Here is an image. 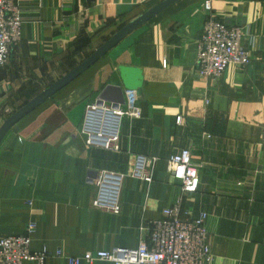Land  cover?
I'll list each match as a JSON object with an SVG mask.
<instances>
[{
  "label": "crops",
  "instance_id": "crops-1",
  "mask_svg": "<svg viewBox=\"0 0 264 264\" xmlns=\"http://www.w3.org/2000/svg\"><path fill=\"white\" fill-rule=\"evenodd\" d=\"M12 1L23 24L0 70V129L165 0ZM206 1L181 0L138 28L8 132L0 144V237L35 222L31 249L46 248V264H69L89 252L138 247L152 222L180 203L181 220L208 215L210 264H264V0H210L211 16L242 27L252 49L249 67H230L220 79L196 71ZM121 67L142 72V118L123 120L120 151L88 147V106L126 104ZM185 149L200 174L193 195L169 173L171 157ZM139 156L153 161L150 184L129 175ZM102 172L127 175L118 215L93 207L92 180Z\"/></svg>",
  "mask_w": 264,
  "mask_h": 264
},
{
  "label": "built area",
  "instance_id": "built-area-1",
  "mask_svg": "<svg viewBox=\"0 0 264 264\" xmlns=\"http://www.w3.org/2000/svg\"><path fill=\"white\" fill-rule=\"evenodd\" d=\"M211 11V4H206ZM22 17L12 0H0V70L7 66L13 47L21 39ZM244 33L239 27H227L209 19L197 41L198 73L205 78H219L229 67H247L251 63V51L242 45ZM136 92L130 91L126 104L108 105L96 103L87 108L82 127L88 147L120 151V131L125 118L139 120L142 111L136 103ZM181 122V118H178ZM183 167L181 177L173 165ZM153 161L137 157L129 175L147 184L153 182ZM169 173L181 183L183 195L198 192L201 180L198 168L193 164L190 150H182L171 157ZM127 175L102 172L92 180L96 187L93 207L113 214H120L122 184ZM181 202V201H180ZM180 203L164 212V219L153 221L146 239L138 247H117L110 251L86 253L81 258L69 259V264L100 261L112 264H210L212 254L206 228L208 215L200 214L191 220H181ZM37 224L29 223L22 235L0 237V264H46L49 252L31 249ZM61 251L57 256L61 257Z\"/></svg>",
  "mask_w": 264,
  "mask_h": 264
},
{
  "label": "water",
  "instance_id": "water-1",
  "mask_svg": "<svg viewBox=\"0 0 264 264\" xmlns=\"http://www.w3.org/2000/svg\"><path fill=\"white\" fill-rule=\"evenodd\" d=\"M181 0H165L156 7L152 8L142 16L138 17L134 21L130 22L124 28H122L117 34L105 42L93 55H91L86 61H84L79 67L66 75L63 79L53 84L46 89L38 97H36L26 107L21 109L18 113L7 120L0 129V144L8 132L26 115L35 110L38 106L52 98L56 93L61 91L80 75L86 72L96 62L106 56L114 47H116L123 39H125L132 32L142 27L144 24L151 21L153 18L162 14L164 11L175 5ZM123 85L127 91L136 92L137 95L142 94L143 75L138 69L121 67L119 69Z\"/></svg>",
  "mask_w": 264,
  "mask_h": 264
},
{
  "label": "rangeland",
  "instance_id": "rangeland-1",
  "mask_svg": "<svg viewBox=\"0 0 264 264\" xmlns=\"http://www.w3.org/2000/svg\"><path fill=\"white\" fill-rule=\"evenodd\" d=\"M207 3H210L211 4V1L210 0H207L206 2H205V4H204V9L206 10V4ZM149 11V10H148ZM147 11V12H148ZM168 11V10H167ZM207 11V10H206ZM165 12H163V14H164ZM207 13H208V18H207V20H206V22L209 20V19H214V20H216V21H218V22H220V23H222V24H224L223 22H221V21H219V20H217L216 18H214L213 16H211V13H212V4H211V11H207ZM163 14H160V15H158L157 17H155V18H153L151 21H149L148 23H146V24H144L142 27H144V26H147V25H150V24H152V23H154L160 16H162ZM206 22H205V24H206ZM129 24V23H128ZM127 24V25H128ZM205 24H204V26H205ZM225 25V24H224ZM225 26H227V25H225ZM141 27V28H142ZM227 27H239V28H241L242 30H243V33H244V36H243V39H242V45H243V40H244V37H245V31H244V29L242 28V27H240V26H227ZM124 28V27H123ZM203 29H204V27H203ZM203 29H202V32H203ZM119 32V31H118ZM117 32V33H118ZM202 32H201V34H202ZM117 33H113V34H111V36L113 37L115 34H117ZM201 34L199 35V37H201ZM112 37H110V38H112ZM199 37H198V39H199ZM198 39H197V41H198ZM109 40V39H108ZM107 40V41H108ZM106 41V42H107ZM197 41H196V48H197ZM243 47H245L244 45H243ZM245 48H247V47H245ZM247 49H249L250 51H251V63H252V49H250L249 47L247 48ZM251 63H250V65H251ZM197 64H198V49H197ZM197 64H196V71H197V73H198V69H197ZM250 65H248L247 67H249ZM231 67H237V66H231ZM247 67H237V68H240V69H243V68H247ZM230 68V67H229ZM229 68H228V70H229ZM227 70V71H228ZM226 71V72H227ZM226 72L221 76V77H219V78H205V77H203V78H205V79H220V78H222L225 74H226ZM199 74V73H198ZM200 75V74H199ZM201 76V75H200ZM138 97V96H137ZM137 103V102H136Z\"/></svg>",
  "mask_w": 264,
  "mask_h": 264
},
{
  "label": "clouds",
  "instance_id": "clouds-1",
  "mask_svg": "<svg viewBox=\"0 0 264 264\" xmlns=\"http://www.w3.org/2000/svg\"><path fill=\"white\" fill-rule=\"evenodd\" d=\"M172 167L176 168V174H177L178 177H181L183 175V172H184L183 167H179V166H177L175 164Z\"/></svg>",
  "mask_w": 264,
  "mask_h": 264
}]
</instances>
